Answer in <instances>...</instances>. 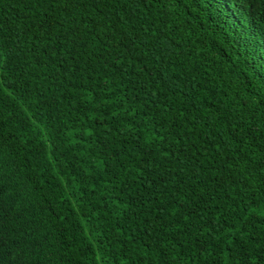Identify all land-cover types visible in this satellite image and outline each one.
Returning <instances> with one entry per match:
<instances>
[{"label": "trees", "instance_id": "1", "mask_svg": "<svg viewBox=\"0 0 264 264\" xmlns=\"http://www.w3.org/2000/svg\"><path fill=\"white\" fill-rule=\"evenodd\" d=\"M0 264H264V0H0Z\"/></svg>", "mask_w": 264, "mask_h": 264}]
</instances>
